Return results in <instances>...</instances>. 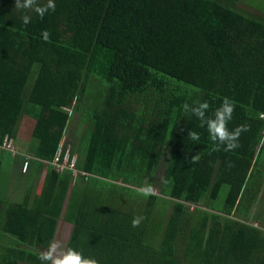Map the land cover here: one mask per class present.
Wrapping results in <instances>:
<instances>
[{"label":"trees","instance_id":"trees-1","mask_svg":"<svg viewBox=\"0 0 264 264\" xmlns=\"http://www.w3.org/2000/svg\"><path fill=\"white\" fill-rule=\"evenodd\" d=\"M252 1L54 0L24 24L0 0V264H41L61 219L64 246L99 264H264V0ZM225 97L229 129L246 127L231 151L191 112Z\"/></svg>","mask_w":264,"mask_h":264},{"label":"clouds","instance_id":"clouds-1","mask_svg":"<svg viewBox=\"0 0 264 264\" xmlns=\"http://www.w3.org/2000/svg\"><path fill=\"white\" fill-rule=\"evenodd\" d=\"M15 8L24 12L22 20L24 24L31 22V17L28 12H35L41 19L45 13L51 9L55 11L54 0H46V3H41L40 0H16ZM50 33L45 30L42 32V37L45 41L49 39ZM197 107L191 109V112L201 121V127L206 126L210 139L223 145L225 151H231L239 147L238 139L242 131L246 130L244 125L238 126L235 129L230 130L228 127L229 122L232 120L235 110V104L225 97L221 105L215 110V112L209 116L207 115L209 110V103L207 101L197 102ZM185 113L189 112V104L183 105ZM188 138L192 140H199V133L190 131ZM199 157H192L191 163H196ZM155 188L151 184H146L138 189V192L143 196L155 195ZM143 217L136 216L132 220L133 227H139ZM41 264H99V261L94 257H86L84 254L73 248L65 247L61 242L50 241L47 249H45L39 256Z\"/></svg>","mask_w":264,"mask_h":264},{"label":"rangeland","instance_id":"rangeland-1","mask_svg":"<svg viewBox=\"0 0 264 264\" xmlns=\"http://www.w3.org/2000/svg\"><path fill=\"white\" fill-rule=\"evenodd\" d=\"M251 7L255 8V9L258 8L256 0L251 2ZM258 9H260V8H258ZM25 118H26V120H30V118H28V117H25ZM30 122H32V121L30 120ZM29 129L30 128H29L28 123L23 122V125L21 127V132H22L23 137L24 136L28 137ZM69 231H70V225L61 219L57 224L55 237H54L53 241H58V242H61L63 245H65V243L68 239Z\"/></svg>","mask_w":264,"mask_h":264},{"label":"built area","instance_id":"built-area-1","mask_svg":"<svg viewBox=\"0 0 264 264\" xmlns=\"http://www.w3.org/2000/svg\"><path fill=\"white\" fill-rule=\"evenodd\" d=\"M6 148L9 150V151H11L12 153H15V151L13 150V148H12V146L10 145V143H8L7 145H6ZM66 160H67V157H66V159L64 160V162H63V164H59V162H58V158H56L55 159V162L59 165V167L62 169L64 166H65V163H66ZM24 168H25V166H24Z\"/></svg>","mask_w":264,"mask_h":264}]
</instances>
